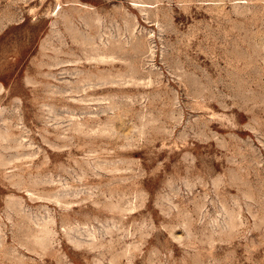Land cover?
Returning a JSON list of instances; mask_svg holds the SVG:
<instances>
[{
  "label": "rangeland",
  "instance_id": "obj_1",
  "mask_svg": "<svg viewBox=\"0 0 264 264\" xmlns=\"http://www.w3.org/2000/svg\"><path fill=\"white\" fill-rule=\"evenodd\" d=\"M0 264H264V0H0Z\"/></svg>",
  "mask_w": 264,
  "mask_h": 264
}]
</instances>
